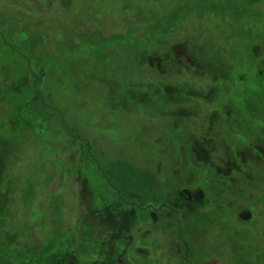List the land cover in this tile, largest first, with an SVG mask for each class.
I'll use <instances>...</instances> for the list:
<instances>
[{"label":"rangeland","instance_id":"374dc122","mask_svg":"<svg viewBox=\"0 0 264 264\" xmlns=\"http://www.w3.org/2000/svg\"><path fill=\"white\" fill-rule=\"evenodd\" d=\"M263 138L264 0H0V264L93 262L114 234L94 211L134 203L120 187L176 205L243 153L218 202L253 213L245 234H212L205 203L183 239L194 264H264ZM137 205L120 264L180 263L173 210Z\"/></svg>","mask_w":264,"mask_h":264},{"label":"flooded vegetation","instance_id":"af4514ba","mask_svg":"<svg viewBox=\"0 0 264 264\" xmlns=\"http://www.w3.org/2000/svg\"><path fill=\"white\" fill-rule=\"evenodd\" d=\"M11 138L13 139L14 137H11ZM255 142L251 140V142L249 143V146H252L255 149H263L264 151V148L261 147V144H260L261 142L259 140ZM262 145H264V138H263ZM200 150H202V148ZM204 151L206 154V156L204 155L205 165H213L212 160H211L212 158L209 156L208 151L206 150ZM249 155L255 158L256 160H259L261 158L260 155L255 156L252 150H249ZM198 160L201 161L200 156H198ZM245 160H246L245 153H243L241 157V162H238L236 159H233V158H228L225 163L226 167H224L226 174L225 176L220 177V183L218 184L213 183V179H212L213 173L211 171L207 173L205 184L198 185L196 183V180L198 179L199 174L192 176L193 180H189V179L187 180V183L190 186L184 189L182 193H178L176 195L175 200L172 201L176 205H172V206H170L168 203L161 202V204L158 207L154 205V209H153V202H149L147 205L145 204V200L149 196L146 192L139 193L136 191H128L126 190L127 187L125 186H122V188L120 187L118 192L122 194L124 197H126V199L127 198L132 199L131 202H134V203L131 204V206L127 205L125 208L121 207L120 204L117 205L116 203V206L114 207V209H116V211L117 210L120 211L117 213L112 209L113 203L111 202L113 200H109L108 203H111L110 206H108L107 204L106 206L102 208H98V210L94 211V214L97 213L99 215V219H100V223L103 228V232L105 233L106 226L108 225L109 231H113L114 234L113 235L108 234V236L105 235V238L109 240V243H108L109 246L104 244L103 246L101 245L100 250L98 248L96 249L97 255L100 258L94 259L93 262H85V263L87 264H120V263H123V261L126 259V249L127 248H125L124 251L119 252L118 257H116V253L118 251L116 249V246L112 245L111 242H116L118 240H121L124 237L125 238L129 237L128 240L132 242L133 235L129 232V229L133 223L130 222V220H131V216L135 215L137 212L136 206H138L137 205L138 203H140L141 210L144 213H146L148 209V210H151L152 213H154L155 215L157 214L159 215L160 212H164L163 210L164 208H168L169 210L170 209L173 210L172 211L173 215H175L178 218L177 220L179 221L180 226H179V230L177 232V238L174 244L178 245L180 244V242L183 243L184 241L183 244L185 246L186 251L184 254V258L181 257L182 261H180V263H174V264H187V261L192 262L194 264L193 262L194 258H197L196 253L190 251L191 246L189 247V245L191 241L197 242L198 238L190 236V237H185L183 239V224L184 226H187V223L190 222L192 218H188L186 216L189 215V213L195 214L197 210L201 208V205L205 203L207 204V210L205 212L207 213V216H208V224H209L208 228L209 230L212 231V234H213V230L216 232V235H218V233L220 232H225L226 235L228 236L231 234V232H238V230H240L242 234H245L244 231H241L240 226L243 225V223H246L249 221L253 222L254 221L253 213L250 210L241 208L239 210H235L236 213L230 214L228 212V208L230 206L222 203L226 205V207H223L218 202L220 198V192H222V189L227 188L226 183H228L229 181L228 177L231 178L230 180L232 182L236 179L234 176H228V172H230L232 169H241V165H244V164L247 166L248 163ZM217 169L219 171L222 170L220 166ZM246 173L247 175H249V172H246ZM195 186H198L199 188H195ZM217 186H219L220 188H217ZM157 192L159 193L160 190H158ZM161 196H162V193L158 195V200H160ZM127 201L129 200L127 199ZM154 203L156 202L154 201ZM1 210H2V206L0 205V211ZM135 220H136V216H135ZM235 224H237V227H240V228H237ZM244 225H247V224H244ZM163 226L160 229L161 232H163L164 235H168L170 231ZM190 230L191 232H199L200 227L195 225ZM117 231H119V233H117ZM124 231L126 232L125 235H124ZM164 235H162V237H164ZM186 239H189V241H187ZM146 248L150 249L148 245V241L146 242V244L140 247L142 252H147ZM74 250L75 248H73V250H69V248H67V250L62 254L60 264H78V257H77L78 255H76ZM177 250L178 252H175V254L173 253L171 256H176L177 258H180L179 257V250H180L179 247ZM247 254L249 253L248 252L245 253V259H246V263L249 264L250 261L247 258L248 256ZM238 256L240 257L238 262L241 263L242 254ZM0 259H3V258H0ZM243 259H244V256H243ZM126 264H129V262L127 261ZM168 264H170V261Z\"/></svg>","mask_w":264,"mask_h":264}]
</instances>
